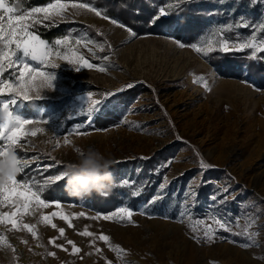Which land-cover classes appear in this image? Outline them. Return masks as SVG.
<instances>
[{
    "label": "rangeland",
    "instance_id": "1",
    "mask_svg": "<svg viewBox=\"0 0 264 264\" xmlns=\"http://www.w3.org/2000/svg\"><path fill=\"white\" fill-rule=\"evenodd\" d=\"M191 1L185 0L177 8L170 7L177 0H168L161 8L170 14ZM7 2L11 6L10 0ZM199 2L207 4V25L192 39L160 34L132 36L128 27L113 25L110 20L108 24L102 16L87 10L74 14L71 7L67 19L59 22L91 25L105 34L106 42L76 26H69L65 34L53 40L41 38L54 45L57 39L70 36L73 46L79 49L78 55L90 63L106 66L107 71H77L62 57H49L50 62L59 64L55 68L50 64L42 67L54 76L52 88L43 89L39 99L21 98L10 106L14 117L46 121L37 125L45 131L31 137L33 146L28 148L25 158L38 157L40 168L52 163V157L67 165L75 159L77 147L93 146L114 161L111 170H122L121 182L127 180L129 189L141 193L147 180L143 162L157 157L150 168L157 175L156 184L150 197L142 199L137 207L123 203L108 213H100L84 201L55 200L60 202L59 208L50 204L40 211L44 215H69L72 226L58 215L51 217L55 229L40 222L39 214L25 216L24 223L37 226V237L26 230H5L0 226V234L15 249L0 246V264H107L109 260L112 264H264V53L249 59L251 50L228 52L240 67L224 74L213 60L215 55L222 58L228 53L217 51L205 58L190 47L202 39L218 41L222 36L232 45L254 34L264 39L260 29L264 24V0L255 4L252 0ZM91 16L100 21L93 22ZM227 25L233 28L221 34L219 29ZM77 38L81 40L79 45L74 43ZM177 41L185 46L179 47ZM104 56H108L107 61ZM253 63L263 64L260 73L257 74ZM32 64L36 66V62ZM200 76L205 77L210 90L203 81L196 82ZM3 78L14 80L15 76L9 69ZM128 84L133 87H126ZM89 92L93 93L92 100L102 99L106 92L116 93L98 107L91 123L87 116H82ZM4 99L11 98L2 97L0 101ZM101 117L108 119L97 122ZM100 122L106 126L99 125ZM76 124H83L81 133L86 134L69 135ZM65 137L71 143L65 144ZM57 143L59 147H53ZM201 159L213 167L202 170ZM169 161L170 167L161 168ZM33 165L36 169L37 164L33 162L30 167ZM60 171L64 170L54 167L39 175L44 180ZM162 183L166 185L164 189H160ZM225 188L227 202L220 203V193ZM157 195L163 199L150 204ZM128 196L124 195L127 201ZM213 196L218 199L213 201ZM121 207L135 212L134 224L91 219ZM0 210L13 209L4 206ZM81 212L85 215H72ZM181 212L185 213L182 219ZM216 219L228 221L232 232L220 230L214 242L193 239L202 236L207 225L216 228ZM59 228L65 229L63 237ZM246 228L258 233L251 242L243 235ZM85 230L94 233V237L107 234L110 242L121 245L125 252L117 256L106 242L82 236L80 233ZM235 232L241 235L234 236ZM50 238H57L56 242L68 251L50 245ZM67 240L74 241L80 253L73 254ZM244 243L249 246H241ZM96 248L101 251L97 253ZM48 252H55V257Z\"/></svg>",
    "mask_w": 264,
    "mask_h": 264
},
{
    "label": "snow or ice",
    "instance_id": "2",
    "mask_svg": "<svg viewBox=\"0 0 264 264\" xmlns=\"http://www.w3.org/2000/svg\"><path fill=\"white\" fill-rule=\"evenodd\" d=\"M185 2V0H177L175 5H170L174 7H180V5ZM257 0H252L255 4ZM69 7L75 10L74 14H79L81 10H87L95 13L96 16H102L106 20H110L113 25H118L121 28L127 29L126 25L119 23L117 20L109 18L106 14H103L100 10L93 7L90 3H68L62 2V0H55V3H49L46 7H34L28 11H24L22 15H17V9L9 6L7 0H0V97H10L11 99H4L0 101V109H7L10 113V121L4 122L0 121V156H2L8 148L11 146L14 148L19 161H20V177L18 175L8 177L7 180L0 182V209L4 206L12 208V211L0 210V226H3L5 230H26L31 233L33 237H37V226L35 224L24 223V217L27 215L36 216L39 214V221L44 224H50L53 229L57 226L52 223V216H60V219L66 221L71 227V219L69 215H65L62 212H53L51 215H44L40 210L48 208L50 204H55L56 207H60L59 201L49 202L43 198L44 193L51 188V186L61 182L65 177L64 171H60L57 175H50L47 179L42 182L40 176L43 173H47L49 168L57 167L61 164V161L52 157V163L45 165L43 168L39 166V158L33 156L32 160L25 158L27 150L32 147L31 137H35L38 133H43L44 128L37 126L40 122L46 123V121H32L29 119H22L20 117H14L10 111V106L16 103L17 99H23L25 101L34 100L41 98V92L43 89L52 88V80L54 78L53 74L49 71L42 70V67L48 66L50 64L51 68L58 67L59 64L52 63L49 61V57L55 54L57 57H62L65 61L73 65L77 71L81 68L96 69L101 73L107 71L106 66L90 63L88 59H85L82 55H78L79 49L73 46L70 36H64L62 39H57L54 45H49V43L34 31L29 29L34 27L36 24H40L42 21H52L56 23L57 21H64L67 19L66 13ZM38 14H42L38 16ZM169 13L164 9H159V14L153 18L150 23H154L160 17L167 16ZM244 27H249L248 24H244ZM233 25L222 26L219 29L221 34L230 31ZM261 31H264V24L260 25ZM130 35L135 36L136 34L132 32L131 29H127ZM239 39V38H238ZM74 43L79 45L81 43L80 39H75ZM90 43V42H89ZM179 47H184L181 42H176ZM218 45V47H217ZM87 46V44H85ZM110 46V45H109ZM190 47L197 53L203 55L207 58L210 54L214 52L228 53L231 51H245L251 50L249 54V59L259 58L260 53H264V39H258L254 34L250 39H245L243 42H238L235 45L230 44L228 38L223 37L218 41L211 39H202L200 43H193ZM103 48V46H101ZM105 61L108 60V56H104ZM32 62H36V66H33ZM12 70L15 79H4V74L8 70ZM204 82V87L210 90L205 77L200 76L196 82ZM126 87H133L132 84L126 85ZM119 89L117 91H122ZM116 93L106 92L102 99L92 100V92L87 94V104L82 110V116H87L88 122L91 123L93 114L97 111L98 107L105 101L114 97ZM32 125L31 128L27 127ZM84 127L83 124H76L71 130L69 135L72 133H81V129ZM55 135V134H54ZM64 143L69 144L71 141L68 137L64 138ZM53 147H59V143L54 144ZM147 159V157H143ZM35 162L37 164L36 169L33 170V174L29 175L27 169L30 168L31 164ZM200 167L202 170H207L213 167L211 164L200 160ZM171 161L165 165H161V168L170 167ZM166 181V178H165ZM121 186H130L127 180L121 182ZM165 183L160 185V189L165 188ZM227 192L228 189L225 188L220 193L223 199L220 203L227 202ZM138 194L137 193H133ZM106 195V193H105ZM163 199L162 196H154L151 203ZM213 201L218 199L217 196L212 197ZM234 199V197H233ZM72 215L84 216L85 213H74ZM135 212L132 209L121 207L115 212L107 215H97L91 217L93 220L103 219V220H119L120 222L127 221L128 223L134 224L135 221L132 219ZM184 212L180 213L179 218H183ZM170 218V217H169ZM238 219V218H237ZM203 223V221H199ZM216 228H212L210 225L205 226L202 236H193V239L206 240L207 242H214L217 234L220 230L225 232H232V228L228 221L221 219H216ZM10 226V228H9ZM59 234L61 237L64 236L65 229L59 228ZM85 237H94V233L90 231H83L80 233ZM234 236L241 235L240 232L233 233ZM247 240L251 242L258 233L251 232L246 228L243 233ZM108 244L109 248L120 256L125 250L119 244H113L110 242V237L107 234L101 233L98 237H94ZM57 238H50L48 243L55 246V248L63 249L68 251L63 244L56 242ZM236 242V241H232ZM27 244V241H24ZM67 244L71 245V252L73 254L80 253L81 249L72 240H67ZM6 245L7 248L12 249L13 245L8 243L7 238L0 234V246ZM241 246L248 247L249 243H244ZM101 250L96 248V252L99 253ZM47 255L55 257V252H48ZM107 264H112V261H108ZM212 264H218V262L213 261Z\"/></svg>",
    "mask_w": 264,
    "mask_h": 264
},
{
    "label": "trees",
    "instance_id": "3",
    "mask_svg": "<svg viewBox=\"0 0 264 264\" xmlns=\"http://www.w3.org/2000/svg\"><path fill=\"white\" fill-rule=\"evenodd\" d=\"M55 0H10L11 6L17 9V14H23L24 11H28L31 8L44 6L52 3ZM90 3L98 8L103 14H106L109 18L120 21L128 28L133 30L137 36L147 34H160V35H173L182 39H192L197 34L201 33L202 28L207 25V14L205 12L207 4L199 2V0H193L188 3L183 9L179 11H173L168 16L160 17L154 23H150L154 17L159 14V9L164 6L168 0H63ZM69 26H76L80 29L87 30L93 37L101 39L106 42L105 34L85 23H66L59 22L53 23L52 21H42L40 24H36L32 29L37 35L46 40H53L66 33ZM109 47V44H105ZM226 60H224V59ZM219 54L214 56L213 63L217 65L219 72L229 74L235 72L240 66L236 65V60L231 56V53L225 54L223 57ZM220 63V64H219ZM257 66V74L263 69V64L253 63ZM264 80V79H262ZM2 97H0L1 99ZM13 112V111H12ZM107 117H101L97 120L104 121ZM101 123V122H100ZM103 127L106 123L99 124ZM157 157H151L144 160V169L147 180L145 183V190L138 194H133L131 189L127 186H121L122 170H111L114 177L112 186L104 194L97 195L93 193L89 197L76 198L69 196L65 191V180L58 182L51 186L49 190L44 193L43 198L47 201L60 200L67 203H80L84 201L85 205L97 210L100 213H108L117 206L128 203L137 207V204L143 201L142 199H148L152 193V186L156 184V177L150 168L152 163ZM67 165L60 164L56 167L57 170H64ZM35 166L33 165L27 169L29 175L33 174ZM144 174V173H143ZM21 174H18V178ZM39 175V174H37ZM40 176V175H39ZM40 179L43 178L40 176ZM128 196V201L124 199V195Z\"/></svg>",
    "mask_w": 264,
    "mask_h": 264
},
{
    "label": "clouds",
    "instance_id": "4",
    "mask_svg": "<svg viewBox=\"0 0 264 264\" xmlns=\"http://www.w3.org/2000/svg\"><path fill=\"white\" fill-rule=\"evenodd\" d=\"M11 119L7 109H0V121ZM114 161L93 146L77 147L75 159L67 164L65 173V191L69 196L85 198L93 193L104 194L113 184L111 171ZM20 161L13 147L0 156V182L20 172Z\"/></svg>",
    "mask_w": 264,
    "mask_h": 264
},
{
    "label": "bare ground",
    "instance_id": "5",
    "mask_svg": "<svg viewBox=\"0 0 264 264\" xmlns=\"http://www.w3.org/2000/svg\"><path fill=\"white\" fill-rule=\"evenodd\" d=\"M90 18H91L90 20H92L93 22H95V21H100V19L95 18V17H93V16H91ZM105 22L108 23V24H110V22H109L108 20H105Z\"/></svg>",
    "mask_w": 264,
    "mask_h": 264
}]
</instances>
